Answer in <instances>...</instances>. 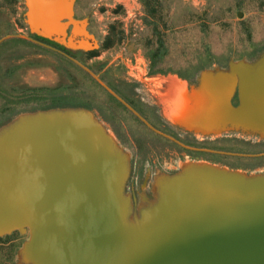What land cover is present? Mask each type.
Segmentation results:
<instances>
[{
  "label": "water",
  "instance_id": "water-1",
  "mask_svg": "<svg viewBox=\"0 0 264 264\" xmlns=\"http://www.w3.org/2000/svg\"><path fill=\"white\" fill-rule=\"evenodd\" d=\"M22 1L30 35L70 53L100 48L88 20L76 17V0ZM13 38L42 45L21 36L0 45ZM64 56L151 132L193 150ZM205 77L234 82L211 121L264 130V54L203 71L188 91ZM129 175L128 154L89 110L20 115L0 129V238L28 236L20 264H264V173L188 163L157 177L154 199L139 206L126 193Z\"/></svg>",
  "mask_w": 264,
  "mask_h": 264
},
{
  "label": "rangeland",
  "instance_id": "rangeland-1",
  "mask_svg": "<svg viewBox=\"0 0 264 264\" xmlns=\"http://www.w3.org/2000/svg\"><path fill=\"white\" fill-rule=\"evenodd\" d=\"M158 5L171 28L168 53L159 64L163 70L194 71L206 51L211 65L215 63L210 70L217 71L221 70L217 64L254 62L264 54V0H158ZM74 11L78 19L88 20V30L100 48L92 58L81 52L65 55L90 69L157 131L207 151H188L154 134L63 55L14 39L0 45V129L20 115L50 108L89 110L128 154L126 193L136 206L154 199L157 177L174 174L188 163L248 175L264 173V157L232 156L263 155L261 134L230 127L200 134L169 121L171 114L180 112L166 85L176 81L191 94L188 90L197 85L200 74L191 76L193 82L172 73L149 74L144 44L151 31L141 0H76ZM24 13L22 0H0V40L30 36ZM112 31H123V38L115 39L112 48L102 49ZM207 80L215 81L207 77L203 83ZM27 239L18 233L3 237L0 264H20L18 252Z\"/></svg>",
  "mask_w": 264,
  "mask_h": 264
},
{
  "label": "bare ground",
  "instance_id": "bare-ground-1",
  "mask_svg": "<svg viewBox=\"0 0 264 264\" xmlns=\"http://www.w3.org/2000/svg\"><path fill=\"white\" fill-rule=\"evenodd\" d=\"M206 78L207 77L202 80L201 87L198 91H195L191 94L187 93L188 96L179 94V98L178 86L181 84L177 83L176 81L168 82L166 87L171 83L173 87L175 86V89L168 93L171 95L173 100H175V104L178 108V111L180 112L179 117L171 114L169 118L172 119V121L169 119L168 120L173 124H179L188 130L200 134H207L211 132L217 133L220 130L230 127L232 129H242L253 133H259L264 136L263 129L249 128L238 124L230 125L224 120H220L218 122L211 121V117L215 116L218 110L223 108L224 104H226L229 95L233 91L234 82L230 80H207L205 83H203ZM158 101L160 100L158 99Z\"/></svg>",
  "mask_w": 264,
  "mask_h": 264
},
{
  "label": "trees",
  "instance_id": "trees-1",
  "mask_svg": "<svg viewBox=\"0 0 264 264\" xmlns=\"http://www.w3.org/2000/svg\"><path fill=\"white\" fill-rule=\"evenodd\" d=\"M144 8L145 13V24L149 26L151 35L149 38L146 39L145 47L147 49L146 51V57L149 60V74L150 75H156V74H176L181 79L193 82L191 81V76H194V74H200L203 71L210 70L214 68V64L211 65V61L209 60L210 53L206 51V58L201 59L200 63L195 66V70L187 71L186 73H182L180 71H172V70H163L159 68V64L163 60V58L167 55L168 49L166 45V39L171 31L170 26L168 25V22L164 20V17L162 15V7L158 8V0H141ZM124 36V32L120 31L119 33H116L112 31L107 37H105L103 43H102V49H110L115 43V39L118 41H121V39ZM67 54L70 55L69 52ZM95 52H91L88 54H85L87 58H92L95 56ZM240 61V60H237ZM229 62L224 67L222 65L217 64L219 69H227ZM237 104V99H234V105ZM121 106V105H120ZM56 108V107H55ZM54 108V109H55ZM58 108V107H57ZM53 109V108H50ZM15 233H13L10 236H6L4 238L9 239L11 236H14ZM2 240V238H0Z\"/></svg>",
  "mask_w": 264,
  "mask_h": 264
},
{
  "label": "flooded vegetation",
  "instance_id": "flooded-vegetation-1",
  "mask_svg": "<svg viewBox=\"0 0 264 264\" xmlns=\"http://www.w3.org/2000/svg\"><path fill=\"white\" fill-rule=\"evenodd\" d=\"M29 38L30 39H32V40H34V41H36V42H38V43H40V44H42V45H38V44H36V43H33V42H31V41H29V40H26V39H22V38H13L14 40H18V41H23V42H30V43H32V44H35V45H38V46H40V47H43V48H45V49H48V50H50V51H52V52H56V53H59V54H61V55H65V54H67V52L66 51H64L63 49H61L60 47H58V46H55L54 44H52V43H49V42H47V41H43V40H40V39H38V38H36V37H34V36H32V35H30L29 36ZM10 40H12V39H10ZM4 43V42H3ZM67 56V55H66ZM65 57V56H64ZM66 58V57H65ZM175 87V86H174ZM173 87V85H172V83L170 84V85H168L167 86V90H168V92H170V91H172L173 89H175ZM176 90H177V87H176ZM124 100V99H123ZM125 101V100H124ZM126 102V101H125ZM127 103V102H126ZM128 104V103H127ZM122 106V105H121ZM123 107V106H122ZM124 108V107H123ZM125 109V108H124ZM50 110V109H49ZM147 128V127H146ZM148 129V128H147ZM149 130V129H148ZM150 131V130H149ZM178 142L179 143H181V144H183V142H181V139H179V137H178ZM173 143V142H172ZM183 145H185V144H183ZM186 147H188V148H191V149H193V150H188V151H194V152H201V153H204V151H207V150H199L198 148H196V147H189V146H187V145H185ZM178 147H180L179 145H178ZM180 148H182V147H180ZM182 149H184V148H182ZM187 150V149H186ZM210 152H213V151H210Z\"/></svg>",
  "mask_w": 264,
  "mask_h": 264
},
{
  "label": "crops",
  "instance_id": "crops-1",
  "mask_svg": "<svg viewBox=\"0 0 264 264\" xmlns=\"http://www.w3.org/2000/svg\"><path fill=\"white\" fill-rule=\"evenodd\" d=\"M179 94L184 95V96H187V94L185 92V88H184L183 85H179L178 86V98L180 97ZM178 105H179V102H178ZM178 117H179V115H178Z\"/></svg>",
  "mask_w": 264,
  "mask_h": 264
}]
</instances>
